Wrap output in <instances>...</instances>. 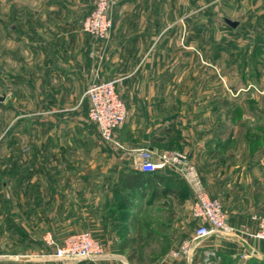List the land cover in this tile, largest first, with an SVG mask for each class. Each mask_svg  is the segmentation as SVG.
<instances>
[{"label":"crops","instance_id":"crops-1","mask_svg":"<svg viewBox=\"0 0 264 264\" xmlns=\"http://www.w3.org/2000/svg\"><path fill=\"white\" fill-rule=\"evenodd\" d=\"M39 1L40 8L27 10L25 29L12 28L17 31L16 49L18 44L25 47L27 73L14 70L10 88L0 87V96L6 94L0 100V242L9 237L15 242L9 248L16 249L18 226L26 240L32 241L41 226L44 239L60 243L72 233L91 230L105 245L97 264H134V258L141 256L157 258L154 264H264L260 240L211 235L195 241L198 221L192 215L191 188L184 180L181 189L174 186L173 170H159L148 183L135 167L132 153L137 148L156 153L185 150L210 196L222 201L230 222L258 228L253 215L264 214V152L241 143L242 114L251 108L242 105L239 87L233 96L224 91L221 99L207 94L203 85L177 88L183 76L178 73L179 59L185 70H192L195 61L193 41L188 40L193 13L188 5L179 10L178 0H121L112 37L99 59L98 44L82 30L89 11L66 7L63 0ZM179 16L187 20L180 42ZM96 71L103 80L117 79V90L128 107L126 121L115 130L123 146L119 151L102 141L88 119L85 91ZM35 109L47 114L41 123L42 156H35V124L15 116L3 127V110ZM220 116L222 121L217 120ZM103 151L112 156L100 160L93 156ZM84 155L90 159L81 164ZM3 157L9 164L2 165ZM166 187L173 191L163 194ZM157 188L171 199L168 206L173 210L167 222L170 229L159 233V240L167 242L159 250L144 246L148 238L142 229L118 235L106 216L114 208L146 214L150 194ZM185 242L191 243V250L175 255Z\"/></svg>","mask_w":264,"mask_h":264},{"label":"rangeland","instance_id":"rangeland-1","mask_svg":"<svg viewBox=\"0 0 264 264\" xmlns=\"http://www.w3.org/2000/svg\"><path fill=\"white\" fill-rule=\"evenodd\" d=\"M63 1L66 7L73 6L81 12L90 11L93 6V0ZM40 4L39 0H0L1 88H10V74L14 70L19 73H27L26 50L25 47L20 48L19 44L16 49L14 36L17 31L12 28L14 25H18L21 30H24L27 10L32 9V7L40 8ZM120 4L121 0H117L115 12L117 8H120ZM185 4L188 5L189 11L192 10L193 12L188 19V40L193 41L195 61L192 70H189V68L185 70L183 59L179 57L178 73L183 75L181 78L188 75L190 78L192 76V79L180 78L177 82L178 90L197 89L203 85L204 89L207 90V94L210 91V94L221 96L225 91L226 94L233 96L234 89L239 87L242 105L251 108V110L248 109L244 112L246 115L242 114L241 143L243 146L244 144L247 146L253 144L255 148H262L261 150L264 152V0H178L179 10L181 8L185 9ZM225 18L239 21L238 26L231 28L225 22ZM178 19L177 40L180 42L185 38V23H187V20L181 16ZM180 54H182L181 50H179ZM217 56L220 57V61L216 60ZM213 76L215 79L212 78ZM221 76H224V80ZM218 77L220 79L217 80ZM204 79H208V82ZM15 116H19L18 120L27 119L35 124V156H42L41 123L45 120L47 114L36 111V109L32 113L6 112V110H3V127H5L6 122L11 121ZM224 116L226 119H230L231 114L226 113ZM222 119V116H220L217 120L222 121ZM116 147L119 148L118 151L121 148ZM113 153V156H120L116 152ZM93 156H99L100 160L103 159V156L112 155H107L103 151ZM6 158L8 157L2 158L3 166L6 163L9 164V162H6ZM89 159V155H84L81 158V164L88 162ZM245 162L247 161L242 163ZM36 163L39 164L41 161H35V167ZM55 167L56 165L51 169ZM149 200L151 206L147 208L144 215H137V213H134L135 210L114 208L108 210L106 216H108V222L113 224L116 230H119L118 235H127L131 231L133 234H137L138 230L142 229L148 238L144 246L153 245L159 250L167 243L166 240H159V233L168 231L171 227L167 224L168 218L173 213L171 205L168 206L171 199L158 194L155 196L152 193ZM158 201L165 203L163 205H166L168 209H161V205L158 206ZM17 229L16 249L15 247L9 248L10 243H15L13 240L9 241V237L0 242V263L6 264L10 260H15L18 264H25L24 262L27 260V264H76L80 261V259H56L54 257L55 248L46 244L41 226L35 230L32 241L25 239L20 226ZM25 246L29 251L26 255L24 254ZM134 259V264H154L157 258L141 256Z\"/></svg>","mask_w":264,"mask_h":264},{"label":"built area","instance_id":"built-area-1","mask_svg":"<svg viewBox=\"0 0 264 264\" xmlns=\"http://www.w3.org/2000/svg\"><path fill=\"white\" fill-rule=\"evenodd\" d=\"M117 0H93L92 9L82 20V30L89 34L100 49L99 59L112 37L115 24V6ZM85 97L88 100V119L93 122L105 144L123 147L115 138V130L127 119L126 101L117 90V79L103 80L96 71L90 78ZM135 167L144 173L155 172L169 167L191 188L193 193L192 215L198 224L194 240L201 241L211 235L229 238H249L264 242V214H254L258 224L251 230L247 224L234 225L219 198L210 196L197 166L189 152L169 149L156 153L148 147L137 148L132 153ZM48 246L54 247V257L60 260H88L97 264L105 255V245L91 230L68 235L62 243L52 238L45 239ZM191 243L185 242L174 254H187Z\"/></svg>","mask_w":264,"mask_h":264},{"label":"trees","instance_id":"trees-1","mask_svg":"<svg viewBox=\"0 0 264 264\" xmlns=\"http://www.w3.org/2000/svg\"><path fill=\"white\" fill-rule=\"evenodd\" d=\"M165 169H167V170H168V169H169V170H172V169H170L169 167L164 168V169H162V170H165ZM157 172H158V171H155V172H149V173L141 172L140 177L148 182V181L151 180V178H152L153 175H156V174H157ZM171 178H173L174 180H177L176 184H173L174 186L178 187L179 189H181V188L184 186V183H185V182L180 178V176H178V175L175 174L174 172L172 173ZM148 183H150V182H148ZM169 191H173V190L170 189L169 187H166V188H164L163 192H162V191H161V192H162L163 194H166V195H167L168 193H170ZM172 193H173V192H172ZM154 194H155V196H156V194L160 195V190L157 188V189L155 190ZM58 243H60V242H58ZM130 259H132V257H131ZM76 264H95V263L83 259V260H80L79 262H76Z\"/></svg>","mask_w":264,"mask_h":264},{"label":"water","instance_id":"water-1","mask_svg":"<svg viewBox=\"0 0 264 264\" xmlns=\"http://www.w3.org/2000/svg\"><path fill=\"white\" fill-rule=\"evenodd\" d=\"M224 20L226 21V23H228L232 27H236L239 24V21H237V20H232L229 18H225ZM5 98H6L5 93L0 96V100H4Z\"/></svg>","mask_w":264,"mask_h":264}]
</instances>
